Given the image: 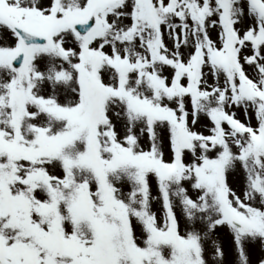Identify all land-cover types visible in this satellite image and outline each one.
I'll list each match as a JSON object with an SVG mask.
<instances>
[{
	"label": "snow or ice",
	"instance_id": "6c2138e0",
	"mask_svg": "<svg viewBox=\"0 0 264 264\" xmlns=\"http://www.w3.org/2000/svg\"><path fill=\"white\" fill-rule=\"evenodd\" d=\"M0 264H264V0H0Z\"/></svg>",
	"mask_w": 264,
	"mask_h": 264
}]
</instances>
